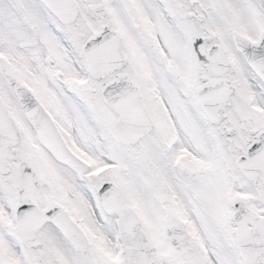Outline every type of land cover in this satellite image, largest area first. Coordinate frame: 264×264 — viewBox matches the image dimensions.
<instances>
[{
  "label": "snow or ice",
  "instance_id": "obj_1",
  "mask_svg": "<svg viewBox=\"0 0 264 264\" xmlns=\"http://www.w3.org/2000/svg\"><path fill=\"white\" fill-rule=\"evenodd\" d=\"M0 264H264V0H0Z\"/></svg>",
  "mask_w": 264,
  "mask_h": 264
}]
</instances>
